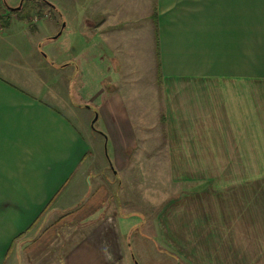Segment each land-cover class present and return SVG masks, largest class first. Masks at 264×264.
<instances>
[{"label":"crops","instance_id":"obj_1","mask_svg":"<svg viewBox=\"0 0 264 264\" xmlns=\"http://www.w3.org/2000/svg\"><path fill=\"white\" fill-rule=\"evenodd\" d=\"M50 17L56 29L57 17ZM90 20L82 34L67 21L57 39L52 37L61 24L48 36L76 52L44 65L61 77L55 88L20 57L0 58V264H19L20 243L32 254L45 236L32 237V226L45 211H53L52 218L82 203L78 193L85 188L80 184L88 181L83 195L98 198L92 197L97 176L91 179L86 170L94 165L91 147L71 116L77 108L103 113L106 141L116 154L117 163L109 160L116 168L115 181L146 163L229 162L236 157L232 144L248 157L245 149L254 148L248 142L264 131V0H104L103 11H89ZM10 37L0 35V41ZM22 38V49L33 53L26 42L36 41ZM148 63L159 73L155 89L134 84L133 69ZM119 72L124 76L121 85L112 79ZM108 78L112 84L107 88L103 81ZM159 99L164 100V112L155 109ZM139 102L148 109L133 111ZM110 207L108 203L105 213ZM132 212L117 218L119 222L104 218L91 223L87 246H72L68 264L128 260L127 241L138 228L146 233L141 238L154 243V251L155 245L160 247V206L150 219L142 214L141 222ZM91 227L100 230V241L91 238Z\"/></svg>","mask_w":264,"mask_h":264},{"label":"rangeland","instance_id":"obj_2","mask_svg":"<svg viewBox=\"0 0 264 264\" xmlns=\"http://www.w3.org/2000/svg\"><path fill=\"white\" fill-rule=\"evenodd\" d=\"M48 1L60 11L46 10L48 16L41 17L37 14V10L32 13L31 24L19 21L17 18L11 21L10 27L0 31L1 36L12 35L10 39L0 41V58L20 57L22 64L28 65L38 75L41 74L45 84L55 88V83L61 77L56 75L54 69V71L50 68L45 70L44 65L47 63L55 65L60 59L72 58L76 52L69 51L63 42L49 41L52 38L48 36L60 29V24L61 27L67 24V21L70 29L75 30L77 34H82L85 28H90L86 25L92 23L91 20L88 21L89 11L96 8L103 11L104 0ZM20 2L21 0H0V14L9 13L11 10L8 6L10 8L19 7ZM50 15H53L54 20L57 17L59 25L56 29L51 22ZM22 37L25 40L30 39L36 42L38 40L41 43L35 42L31 45L26 42L27 48L33 51V53H26L22 49L24 46L18 41ZM38 47L40 58L37 60L34 55ZM133 70L136 86L149 85L155 89V82L159 80L156 66L148 63L144 68L139 67ZM31 79H34V76H31ZM109 79L103 81V86L108 88L109 83L112 84ZM112 79L121 85L120 82L124 80V76L119 72ZM75 100L80 101L78 96H75ZM51 102L55 103V101ZM80 102L84 106H90V104ZM138 104L139 108H134L133 111L141 112L148 109L145 103L141 105L139 102ZM128 107L133 108L131 105ZM164 107V100L159 99L155 109L164 112ZM76 112L75 115H71L72 119L91 147L89 157L93 155L94 158V165L89 164L90 168L86 170L89 171L91 179L97 176V181L94 177L93 187L98 188L92 193V197H95L93 196L95 194L98 198L91 199L89 193H86L87 197L90 196L89 198L83 195V191L87 192L89 189L88 181L80 184L79 188H85L78 193L82 195L80 200L84 198L82 203H75L71 211H58L53 214L52 218L53 211L45 213L40 222H45L46 226L39 225V222L31 232L32 237L36 235L35 233H44L45 236L34 246L30 255L25 253L23 244H18L19 260L17 263L68 264L67 256L72 246H79L80 243L79 249L83 244L84 247L87 246L85 243L90 239L87 238L90 236L89 225L91 223L104 220V218L116 221L121 216L125 218L131 216L129 213L132 211L141 222L142 214L145 219H150L160 206L161 214L158 220L161 226L160 247L154 246L155 249L157 248L155 251L159 253L152 249L151 243L154 244L153 242L140 237L145 236L146 233L138 228L127 241L128 260L126 258L115 264H264V131H257V139L248 142L254 145V148L245 149V152L249 154L248 157L244 158V154L239 152L240 149H235L232 144L231 150L236 157L230 158L229 162L170 165L146 163L133 167L132 173L127 174L126 179L119 178L115 181L116 168L110 165V161L117 163L116 154L111 141H106L109 134L108 128L105 127L103 113L100 109L91 110L86 107L77 108ZM96 114L99 115V119L93 128L91 122ZM103 124L107 131L105 135ZM260 135H263V139L259 138ZM237 155H240L238 163L235 160L238 159ZM97 169L101 170L100 175L95 173ZM135 171L140 173H134ZM105 172L106 176L103 177ZM108 178L110 182L114 181L111 185ZM121 186H124L123 190ZM103 203L111 204L110 211L107 213H105L107 204L103 208ZM65 215L67 218L59 223L58 218ZM53 225H55L54 229H48ZM95 227H91L92 231L94 230L91 238L97 242L102 237L100 230ZM164 249L170 251L169 255ZM61 257L64 261H61ZM88 261L81 259L78 264H88Z\"/></svg>","mask_w":264,"mask_h":264},{"label":"trees","instance_id":"obj_3","mask_svg":"<svg viewBox=\"0 0 264 264\" xmlns=\"http://www.w3.org/2000/svg\"><path fill=\"white\" fill-rule=\"evenodd\" d=\"M51 9L53 11L59 10L56 6L55 7L50 6L45 0H24V3L19 11H10L5 15L0 14V26H2L3 28L9 27L12 23L11 21L13 20V17L19 18L20 21L31 24L32 16H33L32 13L37 12L38 10L37 14L40 15L41 17H45L47 15L46 10L49 11ZM10 14L13 15L11 16ZM48 207H50V205ZM45 212L43 213V215L45 214ZM65 218H67L66 215L60 217L58 222L60 223L61 220L63 221ZM35 225H33L32 228H34ZM54 226L55 225L50 226L48 229H51Z\"/></svg>","mask_w":264,"mask_h":264},{"label":"water","instance_id":"obj_4","mask_svg":"<svg viewBox=\"0 0 264 264\" xmlns=\"http://www.w3.org/2000/svg\"><path fill=\"white\" fill-rule=\"evenodd\" d=\"M45 1H46L50 6L55 7V5H53V4H52L51 2H49L48 0H45ZM23 3H24V0H21V2H20V6H19V7H17V8H10V7L8 6V9L11 10V11L19 10V9H21ZM65 27H66V24H63L62 29H61V31L58 33V35H56V36H54V37H52V38H53V39H57V38L62 34V32H63V30L65 29ZM98 118H99V115L96 114V117L93 119V121H92V123H91V126H92L93 128H95V124H96V122L98 121Z\"/></svg>","mask_w":264,"mask_h":264},{"label":"built area","instance_id":"obj_5","mask_svg":"<svg viewBox=\"0 0 264 264\" xmlns=\"http://www.w3.org/2000/svg\"><path fill=\"white\" fill-rule=\"evenodd\" d=\"M0 29H1V27H0Z\"/></svg>","mask_w":264,"mask_h":264}]
</instances>
